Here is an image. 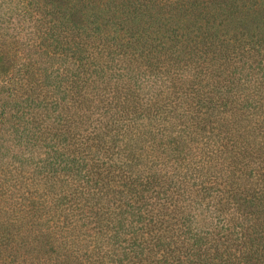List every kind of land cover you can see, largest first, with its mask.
Returning <instances> with one entry per match:
<instances>
[{
  "label": "trees",
  "instance_id": "trees-1",
  "mask_svg": "<svg viewBox=\"0 0 264 264\" xmlns=\"http://www.w3.org/2000/svg\"><path fill=\"white\" fill-rule=\"evenodd\" d=\"M99 3L0 0V264H264L259 40Z\"/></svg>",
  "mask_w": 264,
  "mask_h": 264
},
{
  "label": "rangeland",
  "instance_id": "rangeland-1",
  "mask_svg": "<svg viewBox=\"0 0 264 264\" xmlns=\"http://www.w3.org/2000/svg\"><path fill=\"white\" fill-rule=\"evenodd\" d=\"M99 9H114L117 18L109 24L120 25H161L192 27L203 23L197 16V9L207 12L220 11L217 23L232 36L235 32L244 34L243 39L259 40L258 52L254 53L255 73L264 75V0H99ZM183 4V6H182ZM142 15L139 19L138 16ZM136 16V17H134ZM106 20H103V22ZM258 46V45H256Z\"/></svg>",
  "mask_w": 264,
  "mask_h": 264
}]
</instances>
